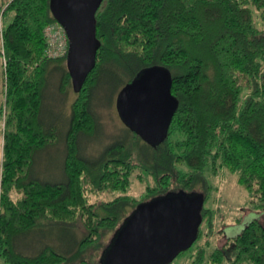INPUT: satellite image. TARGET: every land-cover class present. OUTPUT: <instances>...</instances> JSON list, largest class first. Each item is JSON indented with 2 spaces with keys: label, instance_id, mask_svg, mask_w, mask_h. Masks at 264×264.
<instances>
[{
  "label": "trees",
  "instance_id": "obj_1",
  "mask_svg": "<svg viewBox=\"0 0 264 264\" xmlns=\"http://www.w3.org/2000/svg\"><path fill=\"white\" fill-rule=\"evenodd\" d=\"M54 22L50 0H0V264H102L139 203L180 190L201 194L203 206L195 241L177 257L264 264V0H103L95 14V66L71 104L64 180L51 183L30 171L35 153L57 139L40 119L50 68L66 62L44 55L43 30ZM151 66L168 70L177 102L164 139L151 144L126 126L97 156H84L79 140L96 131L91 100L98 84L114 82L116 100ZM69 85L65 70L60 88ZM223 170L245 189L254 217L225 247L210 240L199 246L203 224L213 233L214 210L204 203L215 200L213 178ZM143 175L151 183L140 197L129 195L132 179ZM102 193L115 195L98 198ZM45 227L68 231L75 246L59 238L65 250L43 243L35 254L21 252L22 236L37 232L43 240Z\"/></svg>",
  "mask_w": 264,
  "mask_h": 264
},
{
  "label": "water",
  "instance_id": "obj_2",
  "mask_svg": "<svg viewBox=\"0 0 264 264\" xmlns=\"http://www.w3.org/2000/svg\"><path fill=\"white\" fill-rule=\"evenodd\" d=\"M103 0H50V10L68 39L66 67L79 91L95 66L99 42L95 14ZM166 68L151 66L124 85L116 99L123 123L151 144L161 142L177 102ZM201 194L182 190L141 202L117 231L102 264H170L195 241Z\"/></svg>",
  "mask_w": 264,
  "mask_h": 264
},
{
  "label": "rangeland",
  "instance_id": "obj_3",
  "mask_svg": "<svg viewBox=\"0 0 264 264\" xmlns=\"http://www.w3.org/2000/svg\"><path fill=\"white\" fill-rule=\"evenodd\" d=\"M1 30V25H0ZM1 46V37H0ZM2 64H4L2 55H0V103L2 102L1 88H2ZM48 75V83L46 84L42 93V102L40 107V119L47 127H54L57 139L54 144L45 146L38 150L33 158V164L30 174L32 177L38 178L42 181L51 183L61 182L64 180L63 176V160L65 157L64 138L68 129L69 116L71 112V104L77 96V92L71 85L61 90V76L67 70L66 62L55 66L52 65ZM119 86L118 88H120ZM117 87L114 82L109 80L101 81L96 87L91 100V112L93 113L97 126L96 131L89 137H80L79 141L82 146V154L86 157H95L103 149V147L111 141L119 138L126 129V125L121 120L116 109V90ZM116 91V92H115ZM0 116V134L2 130V122ZM1 150V144H0ZM1 154V153H0ZM150 177L143 175V179L134 178L127 189V193L134 197H140L147 184L151 183ZM213 185L217 187L212 193L215 200L205 201L204 205L211 207L214 210L213 215V233L208 236L206 233L208 229L203 224V236L198 242L199 246H204L207 240L211 241V245H217L223 248L228 241L224 239L223 232L227 229L230 237L238 234L243 228L244 224L254 217L251 210L246 207L245 201L247 194L245 189L236 181L234 174L223 170L219 176L213 178ZM115 194L102 193L99 197L91 195L90 201L96 202L98 198L108 199ZM98 197V198H97ZM61 229V230H60ZM75 237L78 239L82 236L81 227H74ZM45 238L40 239L37 232L27 233L19 240L21 243L20 251L26 255L35 254L37 249L43 246V243L65 250L72 245L75 246L74 238L63 228H44ZM52 236L50 237V233ZM61 239L62 242L57 239ZM24 250V251H23ZM194 254V252H193ZM172 264H191L190 255L182 254L173 260Z\"/></svg>",
  "mask_w": 264,
  "mask_h": 264
},
{
  "label": "built area",
  "instance_id": "obj_4",
  "mask_svg": "<svg viewBox=\"0 0 264 264\" xmlns=\"http://www.w3.org/2000/svg\"><path fill=\"white\" fill-rule=\"evenodd\" d=\"M45 38L44 55L47 58H64L68 52V39L63 27L57 23L47 25L43 30Z\"/></svg>",
  "mask_w": 264,
  "mask_h": 264
},
{
  "label": "flooded vegetation",
  "instance_id": "obj_5",
  "mask_svg": "<svg viewBox=\"0 0 264 264\" xmlns=\"http://www.w3.org/2000/svg\"><path fill=\"white\" fill-rule=\"evenodd\" d=\"M262 218V217H261ZM261 218L259 220H261ZM227 229H224V232H223V237L224 239H226V241L229 240L230 236L228 235V231H226Z\"/></svg>",
  "mask_w": 264,
  "mask_h": 264
}]
</instances>
